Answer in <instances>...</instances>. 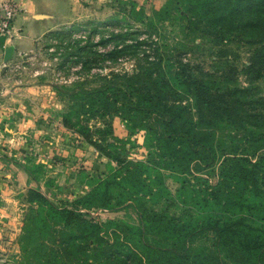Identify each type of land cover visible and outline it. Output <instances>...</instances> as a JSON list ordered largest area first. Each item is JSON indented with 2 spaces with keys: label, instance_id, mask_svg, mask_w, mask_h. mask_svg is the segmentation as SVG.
Returning a JSON list of instances; mask_svg holds the SVG:
<instances>
[{
  "label": "trees",
  "instance_id": "obj_1",
  "mask_svg": "<svg viewBox=\"0 0 264 264\" xmlns=\"http://www.w3.org/2000/svg\"><path fill=\"white\" fill-rule=\"evenodd\" d=\"M203 2L187 0L186 5L207 8L212 13H203L202 18L207 16L209 22L212 14L210 23H225L227 33L236 36L219 39L249 38L256 44L242 71L250 82L262 78L264 0ZM166 10L167 6H162L153 16L159 17ZM197 21L194 19L192 25ZM253 29L260 34L257 40ZM157 66L158 62L144 76L140 72L116 75L93 91L81 89L89 103L81 104L77 112V131L117 166L104 176H87L85 183L80 179L78 183L88 189L78 191L71 205H58L39 188L28 190L30 204L24 210L17 237L19 258L24 264H229L227 259L232 264H264V216L251 213L246 203V194L260 192L259 184L264 182V171L259 176L264 156L256 162L248 157L232 158L213 185L191 182L199 178L194 173L218 159L216 128L222 123L233 127L235 136L244 143L264 148V97L256 95L251 87L238 85L235 69L224 71L221 80H216L195 76L193 65L181 60H176L170 73L161 67L158 72L151 71ZM120 82L123 98L115 110L131 131H143L147 149L144 159H125L116 147L109 151L93 139L86 123L81 124V118L94 117L97 112L93 99H103L105 110L117 104L118 97L112 96ZM67 120L64 117L63 122ZM107 130L112 133L110 127ZM22 150L25 161H33L32 167L44 165ZM4 158L14 161L37 182L32 167L14 157ZM166 177L179 183L176 196L165 184ZM162 200L166 206L176 204L182 211L188 209L187 202L192 203L198 207L197 219L182 220L178 215L180 221L167 213L166 206L157 212L146 207L147 202ZM118 206L132 207L137 223L97 222L85 216L91 208L115 210ZM204 230L213 232L215 252L191 249L195 237Z\"/></svg>",
  "mask_w": 264,
  "mask_h": 264
},
{
  "label": "rangeland",
  "instance_id": "obj_2",
  "mask_svg": "<svg viewBox=\"0 0 264 264\" xmlns=\"http://www.w3.org/2000/svg\"><path fill=\"white\" fill-rule=\"evenodd\" d=\"M186 1L80 0L83 6L89 5V11L81 18L57 25L27 49L18 51L12 43L6 51L3 48L0 99L7 117L0 120V190H4L0 195V264H24L19 258L17 237L24 210L30 204L29 189L39 188L58 205H71L78 191L88 189L78 183L80 179L85 183L87 176H104L117 166L110 156L77 131V112L81 104L89 103V98L80 93L82 88L85 92L93 91L108 84L116 75L140 72L144 76L157 62L161 70L170 73L175 69L176 60H181L193 65L195 76L208 79L221 80L224 71L235 69L238 85L251 87L256 95L264 97V75L250 82L242 71L256 44H251L249 38L219 39L236 36L227 33V24L210 23L214 19L212 14H207L209 22L207 16L202 18L203 13L211 12L207 8L190 7ZM203 1L208 4L210 0ZM162 6H167L166 12L154 17V11ZM194 19L199 20L197 25L193 23L195 27ZM252 32L253 37L259 39L258 31L253 29ZM159 67L151 71L158 72ZM121 86L120 82L113 90L112 98L118 97L115 106L110 104L105 110L101 106L103 99H93V110L97 112L94 117L81 116L84 120L81 124L86 123L93 139L109 151L116 147L125 159H144L147 149L143 131H131L115 110L123 98ZM64 117L68 119L65 123ZM104 131L106 133L102 134ZM216 135L218 159L214 165L194 173L199 177L197 181L188 175L191 182L213 185L222 167L232 158L248 157L256 162L264 156V148L256 149L239 140L234 128L226 123L216 128ZM22 149L44 165L32 167L33 161H25ZM4 155L32 167L37 182ZM260 167L259 176L264 171V166ZM165 184L176 196L179 183L166 177ZM259 187L260 192L246 194V203L251 213L264 216V182ZM116 193L113 189V194ZM187 203L186 211L176 204L166 206L163 200L147 202L146 207L157 212L166 206L167 213L177 218L197 219L198 207ZM85 214L97 222L113 220L136 224L138 221L135 210L129 206L115 210L91 208ZM191 249L215 252L213 232H199Z\"/></svg>",
  "mask_w": 264,
  "mask_h": 264
},
{
  "label": "crops",
  "instance_id": "obj_3",
  "mask_svg": "<svg viewBox=\"0 0 264 264\" xmlns=\"http://www.w3.org/2000/svg\"><path fill=\"white\" fill-rule=\"evenodd\" d=\"M12 1L19 5V12L13 21L11 37L7 39L0 36V57L5 53L4 51H6L8 47L10 48L11 43L18 51L27 49L36 39L42 37L57 25L78 19L79 17L81 18L83 13L89 11V5L86 4V6H83L80 0ZM3 48H5L4 51ZM3 108L4 103L3 100L0 99V120L7 117ZM7 166L9 167V164ZM16 167L19 168V166ZM16 174H22L23 176V173L19 171H16ZM3 184L2 182V185ZM3 191L2 188L0 190V195H3Z\"/></svg>",
  "mask_w": 264,
  "mask_h": 264
},
{
  "label": "built area",
  "instance_id": "obj_4",
  "mask_svg": "<svg viewBox=\"0 0 264 264\" xmlns=\"http://www.w3.org/2000/svg\"><path fill=\"white\" fill-rule=\"evenodd\" d=\"M19 12V5L12 0H0V36L10 38L13 21Z\"/></svg>",
  "mask_w": 264,
  "mask_h": 264
},
{
  "label": "water",
  "instance_id": "obj_5",
  "mask_svg": "<svg viewBox=\"0 0 264 264\" xmlns=\"http://www.w3.org/2000/svg\"><path fill=\"white\" fill-rule=\"evenodd\" d=\"M7 54H8V51H7Z\"/></svg>",
  "mask_w": 264,
  "mask_h": 264
}]
</instances>
